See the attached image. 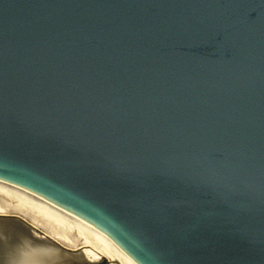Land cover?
Here are the masks:
<instances>
[{"label": "water", "instance_id": "95a60500", "mask_svg": "<svg viewBox=\"0 0 264 264\" xmlns=\"http://www.w3.org/2000/svg\"><path fill=\"white\" fill-rule=\"evenodd\" d=\"M0 183L131 264H264V0H0ZM35 233L0 264H108Z\"/></svg>", "mask_w": 264, "mask_h": 264}, {"label": "bare ground", "instance_id": "6f19581e", "mask_svg": "<svg viewBox=\"0 0 264 264\" xmlns=\"http://www.w3.org/2000/svg\"><path fill=\"white\" fill-rule=\"evenodd\" d=\"M17 215L25 219L39 238H49L71 249L81 250L92 262L103 259L108 264H131L97 230L81 220L32 196L0 183V215ZM10 255L7 263L10 261ZM13 260V259H12ZM17 264L16 259L13 263Z\"/></svg>", "mask_w": 264, "mask_h": 264}]
</instances>
